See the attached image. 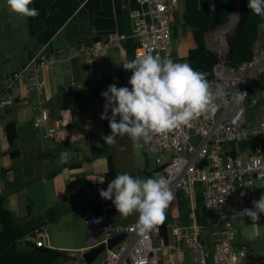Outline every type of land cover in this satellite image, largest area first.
<instances>
[{
	"label": "crops",
	"instance_id": "0c3cea01",
	"mask_svg": "<svg viewBox=\"0 0 264 264\" xmlns=\"http://www.w3.org/2000/svg\"><path fill=\"white\" fill-rule=\"evenodd\" d=\"M135 5V0H53L47 6L44 0H33L31 7L38 9L39 15L21 18L10 11L6 0H0V77L22 69L32 57L39 54L42 47L44 54L59 55L53 67L43 70L46 83L42 94L50 109V123L55 124L61 120L71 126L73 133L72 140L60 134L61 140L56 142L47 135L45 126H36L35 119L40 115V98L37 91L29 89L26 82L14 90L18 103L0 110V195L5 196L6 206L16 218H31L36 215L35 211L47 215L51 207L57 206L58 215L54 218L60 219L63 209L61 205L70 199L85 217L84 207L99 191L92 186L91 180L95 173H106L109 170L108 156L112 157L115 175L127 172L142 177L141 172H147L149 162H146L144 156L150 152L146 151V147L135 149L127 135L117 136L114 145L104 143L102 137L111 134V129L109 121L100 118L105 103L101 92L113 83L117 87L125 86L118 66L123 57L134 59L137 45L134 35ZM179 7L171 11L175 37L178 34L177 23H183V17H178ZM53 15H63L66 19L51 23L50 16ZM112 31L125 33L127 37L120 46H112L107 50L95 73H92L86 56L78 52L85 42H97L94 41L96 36L103 38ZM183 33L184 37L192 35L194 39L192 30L185 25ZM195 44V40L192 43L186 42L180 48L181 54L187 56ZM73 81L77 83L75 88H71ZM257 83L258 88L254 92L257 112L246 119L248 122L264 119V73L257 76ZM108 114L111 115L110 110ZM12 122L17 126L18 137L10 143L6 129ZM99 127L103 130L95 132L94 129ZM81 139L87 140L88 148L79 142ZM68 144L71 151L65 148ZM105 144L106 152H92V147L101 148ZM253 144L254 140L248 138L226 148L247 157ZM82 148L86 150V156H83ZM27 153H30L34 163L23 162ZM52 155H57L55 164L42 162V159ZM36 182L46 201L40 209H36L37 195L27 194L29 185ZM254 186L255 199L258 200L264 194V180L255 176ZM102 203L110 219L117 222L137 221L138 214L126 218L121 216L111 200L103 199ZM166 218L172 224L198 226L200 236L210 251L205 264H214L213 246L222 237L223 225L218 209L204 205L201 185L197 186L192 195L179 192L166 211ZM44 224L45 220L33 223L32 226L37 229ZM236 227L235 244L247 248L248 258L253 264H264V216L260 215L256 223L244 217L236 222ZM168 234L167 245L162 244L159 234L153 237L159 256L156 264H197L191 249L185 243L175 242L169 230ZM72 235L73 241L68 242L49 233V245L67 250L70 256L59 258L56 264H87L85 259L80 262L76 251H87L97 241L91 235L84 238L77 232ZM241 261H245V258L241 257Z\"/></svg>",
	"mask_w": 264,
	"mask_h": 264
},
{
	"label": "built area",
	"instance_id": "2783aa9c",
	"mask_svg": "<svg viewBox=\"0 0 264 264\" xmlns=\"http://www.w3.org/2000/svg\"><path fill=\"white\" fill-rule=\"evenodd\" d=\"M182 1L185 2V0H135L133 15L137 45L134 58L138 53L152 51L153 54L159 52L162 57L167 56L176 62L174 21L171 11L179 7ZM126 37L125 33L114 31L97 42L84 43L78 53L86 56L90 71L95 73L101 57L107 50L112 46H120ZM227 41L226 35L224 44L212 41V44L218 45L220 60L215 66V76L210 83L213 89L217 85L222 86L228 93L229 102L217 100L213 113L201 115L188 125L166 135H154L145 147L147 152L157 153V168H160L157 174L170 180L174 200L179 192L184 191L192 195L197 186L201 185L204 205L218 209L223 229L222 237L213 246L214 264H253L248 258L247 248L235 244L236 222L245 217L240 215L239 211L253 207L255 176L264 180V119L248 122L245 105L247 96L239 105L233 103L230 98L236 91L247 93L255 77L264 73V21L260 25L259 37L254 44L251 59L239 65L229 64L224 54L227 49L220 51V47L226 46ZM58 59L59 55L44 54L42 47L39 54L32 57L22 69L1 78L0 96V110H5L18 103L14 90L23 82L28 84L29 89H35L40 98V115L35 119V124L45 126L47 135L56 142H60V134H63L65 139H73L70 125L61 120L55 124L50 123V109L42 94L46 83L43 70L53 67ZM126 60L130 59L123 57L118 70L124 79V85L130 88L128 79L131 70L123 68V61ZM76 86L77 83L73 81L71 88ZM248 138H252L254 144L247 157L226 148ZM105 182L104 173H95L91 180L92 186L99 190L106 187ZM108 206L112 207L111 204ZM260 215L264 216V213ZM97 220L99 222H95ZM85 223L91 230L92 239L97 241L95 245L107 244L116 234L129 233L117 245L106 249L107 253L101 264H156L159 259L153 237L160 233V225L141 234L136 230V222L114 221L104 210L99 213L87 210ZM167 226L174 235L175 242L185 243L191 249L197 264L206 263L210 251L200 236L198 226L172 224L170 221ZM26 240L37 245H49L48 229L41 226L29 233ZM241 257H244L245 261H241Z\"/></svg>",
	"mask_w": 264,
	"mask_h": 264
},
{
	"label": "clouds",
	"instance_id": "9594fccd",
	"mask_svg": "<svg viewBox=\"0 0 264 264\" xmlns=\"http://www.w3.org/2000/svg\"><path fill=\"white\" fill-rule=\"evenodd\" d=\"M6 4L21 18L39 15L38 9L31 7L33 0H6ZM247 7L264 17V0H248ZM123 68L131 70L128 79L131 87H117L113 83L101 92L105 103L100 118L107 119L111 129V134L102 138L109 145L116 143L117 136L127 135L133 147L140 150L154 135H166L201 115L213 113L217 100L229 102L222 86L213 89L207 73L193 69L188 63L162 57L159 52L138 53L134 59L123 61ZM247 95L236 91L230 99L239 105ZM99 195L111 200L125 218L138 214L135 227L141 234L164 223L166 210L175 198L170 180L165 176L140 178L127 172L115 175L106 189L99 190ZM252 204V208H244L239 213L256 223L264 213V194Z\"/></svg>",
	"mask_w": 264,
	"mask_h": 264
},
{
	"label": "trees",
	"instance_id": "16d2710c",
	"mask_svg": "<svg viewBox=\"0 0 264 264\" xmlns=\"http://www.w3.org/2000/svg\"><path fill=\"white\" fill-rule=\"evenodd\" d=\"M49 6L53 0H44ZM248 0H244V12L246 18L233 36L231 49L226 56L229 64L239 65L243 61L252 58L254 44L259 37L260 25L264 21V17L257 16L248 9ZM239 0H219L217 12L212 13L209 0H185V10L183 14V24L189 27L194 35L195 46L192 47L187 55V59L191 67L200 72L207 73L209 82L215 76V66L220 60V54L213 51L209 47L208 33L229 22L230 16L238 9ZM66 16L53 15L50 16L51 23L55 21H64ZM177 62V59H176ZM7 137L12 143L18 137V129L15 122L9 123L6 129ZM107 150L105 144L101 148L92 147L94 154L104 153ZM12 155H15L13 153ZM109 170L104 173L106 180L115 177L112 157L108 156ZM77 167L80 164H76ZM160 169L154 170L157 173ZM107 186L104 188L106 189ZM103 198L100 197L99 191L92 201L84 207V211L94 210L99 213L103 211ZM56 208H50L48 213H55ZM168 219L160 225V238L163 245H167L169 241ZM34 227H24L15 217L5 203V196L0 195V264H56L61 258H69V252L57 247H49V245H37L26 240V236L34 231ZM22 243V244H21Z\"/></svg>",
	"mask_w": 264,
	"mask_h": 264
},
{
	"label": "rangeland",
	"instance_id": "374dc122",
	"mask_svg": "<svg viewBox=\"0 0 264 264\" xmlns=\"http://www.w3.org/2000/svg\"><path fill=\"white\" fill-rule=\"evenodd\" d=\"M185 10V3L184 1L181 2L180 7L177 9L178 11V17L179 15H181V18L183 17V13ZM234 16L233 20L227 24L226 26L222 25L220 27H217L213 30H211L208 33V43L209 46L217 48L218 49V45H215L214 43L212 44V41H219L221 42V44H223L224 40V36L226 35L227 37H230L231 35L235 34L237 31V28L239 26V19ZM238 21V22H237ZM183 23L182 22H178L176 28H178V34L177 37H175V56L177 59V62H181V63H188V59L186 54L180 52V48L181 46L183 47L185 45L186 42L188 43H192L194 42V39L192 37V35L188 36V37H184V33H183ZM191 30V29H190ZM228 43L229 41H227V45L226 46H219L220 47V51L221 49L223 51H225L228 48ZM223 53V52H222ZM182 55V56H181ZM179 56V57H178ZM258 76V75H257ZM257 76L255 77V79L253 80L251 87L247 90V100H246V119H250L252 114H255L257 112V107L256 105V101L254 98V92L255 90L258 88V83H257ZM103 128L99 127V128H95L94 131H102ZM81 144H84V146H87V140L86 139H81L79 141ZM65 148L69 151H71V146L70 144L66 145ZM88 148V146H87ZM83 150V156H86V150H84V148H82ZM57 153V152H55ZM90 155V153L88 154V156ZM57 155H52L50 157H47L45 159H42V162L44 164L50 163L51 165L55 164L54 160L57 161V159H55ZM146 162L148 163V170H151L147 172H141V176L143 178H148L153 177L155 174L152 173L155 168L158 167V163L156 161L157 158V153L156 152H150L147 153V155L144 156ZM24 163H34L32 162V158L30 156V153H27V157L25 159V161H23ZM151 173V174H150ZM137 177H140L139 175H137ZM140 177V178H142ZM30 188V189H29ZM28 195H37V199L38 202L36 204V209H40L42 206H44L46 204L45 201V197L42 195V192L39 190V185L38 183H32L29 185L28 187ZM62 215H60V219L54 218L55 215H50L49 213L46 215V213H42L41 211H35L34 213L36 215H34L31 218L28 219H23V218H17L18 222L20 224H23L24 227H33L32 224L36 223V222H42L45 220L46 224L42 225L45 226L48 230L49 233L52 234L54 237L65 240V241H73V233L77 232L81 234V238L84 236H89L91 235V230H89V228L87 227L86 223H85V217L83 215H81V210L78 209L77 207H74L72 204V200H67L65 204H62ZM35 207V206H34ZM52 208V207H51ZM57 209V206H56ZM77 211V214L76 212ZM58 212V209L55 210V213ZM39 214V215H37ZM57 219V220H56ZM41 227V226H40ZM39 227V228H40ZM27 237V236H26ZM22 244V243H21ZM86 250L83 251H76V256H78V259L80 260V262H83L84 258H82L84 252ZM106 249L104 251H102L90 264H101L102 261L104 260L105 256H106Z\"/></svg>",
	"mask_w": 264,
	"mask_h": 264
},
{
	"label": "water",
	"instance_id": "95a60500",
	"mask_svg": "<svg viewBox=\"0 0 264 264\" xmlns=\"http://www.w3.org/2000/svg\"><path fill=\"white\" fill-rule=\"evenodd\" d=\"M218 2H219V0H209L212 13H214V14L217 12ZM234 16H236L239 19V26L237 28V31H238L240 26H241V23L246 18V14L244 12V0H239L238 9L230 16L229 22L226 23L224 26L229 24L233 20ZM237 31H236V33H237ZM233 36H234V34L231 35L230 37H227V40L229 41V43H228L229 46H228L227 50L224 52L225 56H227V54L229 53V51L231 49V43L233 42ZM100 39H101V36H96L94 38V41H99ZM209 47L211 50L219 52V50L217 48H214L211 46H209ZM108 182H110V180H106V182L104 183L105 186H107ZM128 235H129L128 232H123V233H119V234L114 235L113 237H111L108 240L107 244L106 243H100V244L93 246L89 250L85 251L83 254V258L85 259V261L87 263H91L102 251H104L107 248L114 247L121 240L125 239Z\"/></svg>",
	"mask_w": 264,
	"mask_h": 264
},
{
	"label": "bare ground",
	"instance_id": "6f19581e",
	"mask_svg": "<svg viewBox=\"0 0 264 264\" xmlns=\"http://www.w3.org/2000/svg\"><path fill=\"white\" fill-rule=\"evenodd\" d=\"M184 14V13H183ZM236 18V17H235ZM238 22V21H237ZM113 32V31H112ZM105 37V36H104ZM223 40H224V38H223ZM86 41V40H85ZM84 41V42H85ZM91 41V40H90ZM86 43V42H85ZM123 43V42H122ZM223 44H224V42H223ZM45 46H47V45H45ZM47 48V47H46ZM176 54V53H175ZM129 55V54H128ZM129 58V57H128ZM26 65V64H25ZM13 73V72H12ZM5 75V74H4ZM1 78V77H0ZM81 88V87H80ZM79 91V90H78ZM18 98V97H17ZM67 124V123H66ZM37 126V125H36ZM75 137V136H74ZM158 169H160V168H158ZM156 171V170H155ZM151 174V173H150ZM155 174H157V173H155ZM155 176V175H154ZM161 228V227H160ZM96 241V240H95ZM46 246V245H45ZM49 247H51V246H49ZM55 248V247H54ZM161 254V253H160ZM82 258H83V256H82ZM173 263V262H172Z\"/></svg>",
	"mask_w": 264,
	"mask_h": 264
}]
</instances>
